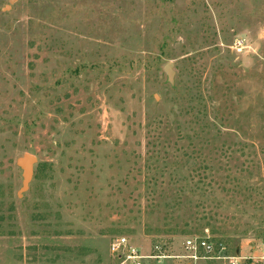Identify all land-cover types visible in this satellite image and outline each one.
<instances>
[{
	"label": "rangeland",
	"instance_id": "1",
	"mask_svg": "<svg viewBox=\"0 0 264 264\" xmlns=\"http://www.w3.org/2000/svg\"><path fill=\"white\" fill-rule=\"evenodd\" d=\"M7 5L0 264H111L116 237L149 248L204 231L261 256L264 0ZM23 154L37 164L19 200Z\"/></svg>",
	"mask_w": 264,
	"mask_h": 264
},
{
	"label": "built area",
	"instance_id": "2",
	"mask_svg": "<svg viewBox=\"0 0 264 264\" xmlns=\"http://www.w3.org/2000/svg\"><path fill=\"white\" fill-rule=\"evenodd\" d=\"M241 48L243 41L237 40L234 49L240 52ZM260 250L262 254L258 258L231 256L227 246L215 242L208 231L201 236L188 237L180 245L156 242L149 248H142L120 236L112 239L108 247L111 264H241L255 259L264 262V244Z\"/></svg>",
	"mask_w": 264,
	"mask_h": 264
},
{
	"label": "water",
	"instance_id": "3",
	"mask_svg": "<svg viewBox=\"0 0 264 264\" xmlns=\"http://www.w3.org/2000/svg\"><path fill=\"white\" fill-rule=\"evenodd\" d=\"M15 0H8V5L5 7L4 10L10 9L13 5ZM3 10V11H4ZM163 72L167 78V82L170 85H173V76L174 73L172 71V64L168 63L164 66ZM37 164L36 157L30 154H23L22 156L18 157L15 161V165L21 171V187L18 190L16 197L21 200L23 199L24 195L29 190V185L32 181L33 174H34V166ZM237 254V252H236Z\"/></svg>",
	"mask_w": 264,
	"mask_h": 264
},
{
	"label": "trees",
	"instance_id": "4",
	"mask_svg": "<svg viewBox=\"0 0 264 264\" xmlns=\"http://www.w3.org/2000/svg\"><path fill=\"white\" fill-rule=\"evenodd\" d=\"M256 196L259 198V199L256 201V204L259 205V206L264 205V194H263L262 192H259V191L257 190V194H256ZM178 203H179V199H178V197H177V200H176V203H175V204L178 205ZM263 207H264V206H263ZM261 219H262V218H261ZM262 223H264V220H261V224H262ZM229 225H230V226H233L232 223H229ZM234 230H235V232H236V226H234ZM166 232H168V233H175V229H173V228H171V229H167ZM257 236H258V237H262L263 240H264V230H263V231H259V232L257 233ZM217 242H218V243H222V241H221V242H220V241H217ZM223 244H224V243H223Z\"/></svg>",
	"mask_w": 264,
	"mask_h": 264
},
{
	"label": "crops",
	"instance_id": "5",
	"mask_svg": "<svg viewBox=\"0 0 264 264\" xmlns=\"http://www.w3.org/2000/svg\"><path fill=\"white\" fill-rule=\"evenodd\" d=\"M239 251H240V249H239V250H237L236 252H237V253H239ZM235 254H236V253H235ZM243 257L245 258V256H243Z\"/></svg>",
	"mask_w": 264,
	"mask_h": 264
}]
</instances>
